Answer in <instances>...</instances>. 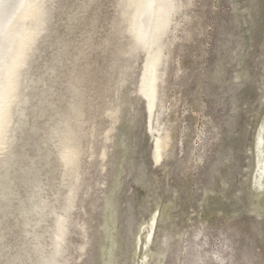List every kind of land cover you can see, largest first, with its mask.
Masks as SVG:
<instances>
[{"label": "rangeland", "instance_id": "obj_1", "mask_svg": "<svg viewBox=\"0 0 264 264\" xmlns=\"http://www.w3.org/2000/svg\"><path fill=\"white\" fill-rule=\"evenodd\" d=\"M180 2L172 18L177 26L165 41L160 104L151 116L145 99L136 93L142 54L127 62L120 57L118 68L129 63L127 71L132 72L123 91L117 89V71L110 74V83L101 79L108 76L116 43L128 49L123 34L105 47L104 41L113 37L117 0L101 1L91 34L81 27L70 36L76 48L89 39V53L77 73L85 71L86 76L90 65L88 79L97 85L89 93H95L94 111L83 127L84 147L96 142L82 157L84 180L91 184L83 208L91 216L83 218L80 211L73 216L75 223L88 219L91 245L89 257L77 258L76 248L83 241L77 229L70 236V264L87 259L104 264L101 249L111 253L112 264H264V174L257 180L261 163L254 148L260 131L264 143V0ZM58 33L63 35V20ZM42 57L40 64L49 52ZM99 83L105 85L99 88ZM120 98L129 104L115 118ZM106 136L110 140L102 143ZM158 137L166 139L162 159L154 164ZM102 148L107 153L103 161ZM106 200L112 204L108 212Z\"/></svg>", "mask_w": 264, "mask_h": 264}, {"label": "bare ground", "instance_id": "obj_2", "mask_svg": "<svg viewBox=\"0 0 264 264\" xmlns=\"http://www.w3.org/2000/svg\"><path fill=\"white\" fill-rule=\"evenodd\" d=\"M77 1L0 0V264H70V236L77 229L83 239L81 244L77 243L80 244L76 248L77 258L88 256L86 251L91 239L86 218L90 214L83 208L86 203L83 197L89 196L91 184H86L85 169L82 171V157L87 153L83 127L93 114L95 93L92 96L89 93L96 91L93 86L97 85L88 79L89 70L91 74L93 71L90 65L86 76H83L85 71L77 73L78 64L86 61L89 53V39L85 43V37L81 47L79 44L76 48L70 36L81 27L87 28L88 34L94 31L102 0ZM181 7L180 0H117L116 17L111 21L113 37L104 41L105 47H110L114 37L123 34L129 43L127 50H121L116 43L107 66L110 73L101 78L110 83V74L117 71L121 75L118 90L129 85L132 79L131 69L127 71L129 63L118 68L120 57L125 56L127 62L143 55L136 93L145 99L149 116L160 104L158 92L166 64L165 41L172 27L177 26L172 18ZM61 20L63 35L58 33ZM47 52V61L40 64L42 55ZM117 102L115 118L129 100L120 98ZM100 107L103 111V106ZM97 110L100 114L99 108ZM157 120L156 116L154 121ZM97 127L95 123L92 130L95 132ZM156 131L159 134L158 129ZM108 136L102 143L110 140ZM262 137L260 131L254 142L261 163L257 180L264 174ZM164 139L166 137H158L154 141V164L162 159ZM89 145L87 149L94 150L95 139ZM103 148L99 153L102 161L107 158ZM89 163L92 164L91 160ZM111 207L106 200L104 212ZM75 211L82 212L81 217L86 216L81 224L74 222ZM103 226L105 231L107 225ZM100 254L104 264H112L108 249H101ZM85 264H90L88 259Z\"/></svg>", "mask_w": 264, "mask_h": 264}]
</instances>
